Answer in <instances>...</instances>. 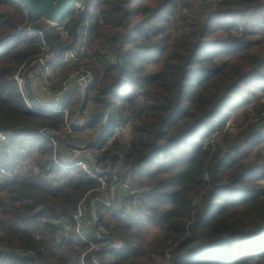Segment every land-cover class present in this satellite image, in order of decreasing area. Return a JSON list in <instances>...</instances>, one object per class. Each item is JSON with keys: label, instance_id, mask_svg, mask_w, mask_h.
I'll use <instances>...</instances> for the list:
<instances>
[{"label": "trees", "instance_id": "16d2710c", "mask_svg": "<svg viewBox=\"0 0 264 264\" xmlns=\"http://www.w3.org/2000/svg\"><path fill=\"white\" fill-rule=\"evenodd\" d=\"M78 1L87 10L98 8L89 23L85 52L92 51L100 65L93 69L79 115L93 105L84 117L98 115L86 127L98 129L104 115H109L100 132L101 143L115 129L142 116L133 126L129 147L118 148L121 169L112 170L119 178L137 183V210L119 219L117 212L95 206L100 222L107 214L115 220L112 234L125 243L121 250L97 252L98 263L106 264L104 258L112 257L114 262L107 264H128L145 255L138 264H161L168 254V264H264V187L255 182L264 166L250 163L246 154L251 150H244L248 144L257 147L264 141V108L258 111L257 121L240 127L243 131L235 141L225 133L214 139L211 128L218 116L225 121V109L246 101L248 96L243 94L250 93V87L264 92V41L253 45L230 34L237 24L245 31L249 27L264 30V0H227L229 5L214 9V0H186L188 9H193L191 18H186L191 20L188 32L153 75H144L143 64L163 51L156 38L161 33L156 22L163 13L173 14L177 0ZM2 6L8 14L0 12V132L6 136V141H0V189L6 191L10 206L0 208V264H73L80 254V240L61 238L56 223L62 218L72 223L73 209L95 183L75 171L59 172L57 181L67 185L64 189L44 179L52 150L36 131L61 129L65 117L32 112L18 93L12 75L24 61L38 55L42 41L15 35L26 18L20 4L0 0V10ZM87 15V11L68 12L69 36L63 42L53 29L50 34L43 32L50 49L56 45L60 51L52 76L59 72L65 80L72 73L67 68L75 65L63 62L64 53L77 47ZM216 32L220 40H206ZM240 50L242 69L235 70L217 57ZM26 91L36 108L47 109L34 102L27 83ZM79 95L75 88L65 97L63 107L68 113L78 106ZM32 151L38 152L34 162L38 173L14 172L21 158ZM109 153L104 152L102 162ZM115 158L119 159L109 158L113 169L119 163ZM150 224L161 226L163 237L149 243L146 253L139 233ZM4 248L36 255L20 258Z\"/></svg>", "mask_w": 264, "mask_h": 264}, {"label": "built area", "instance_id": "2783aa9c", "mask_svg": "<svg viewBox=\"0 0 264 264\" xmlns=\"http://www.w3.org/2000/svg\"><path fill=\"white\" fill-rule=\"evenodd\" d=\"M13 1L20 4L19 0ZM69 11H74L75 15L87 11L88 15L85 18V28L78 40L77 47L74 49H69L64 53L63 62L66 64L87 63L89 61V55L85 52L87 33L91 18L97 14L98 8L91 7L87 10L77 0V2ZM68 12L65 14L60 23L56 24L53 22H48L53 28L54 33L58 36V39L62 42L65 41L69 36L67 29V24L69 21V18L67 17ZM25 17L28 19L26 14ZM261 27H264V24H262ZM17 34H26V36L30 38H41L42 41L38 55L29 62L23 63L12 76V81L16 86L18 93L22 97L26 107L32 112L42 114L44 116L49 115V113H62L64 117L67 118V109H64L63 107L65 97L75 88L79 89L80 94L85 92L86 88L93 81V68L83 71L81 74L75 73L71 76L69 75L68 78L62 81L55 93L50 92L51 90H49L48 86L52 78V68L55 65V61L58 58L60 51L54 53L53 48L50 49L48 44H46L43 39V31L38 28H33L30 26L22 30L17 28L15 35ZM25 80L28 82L30 91H32L34 94V102L42 108H47L46 110H40L36 108L33 105V102L27 99ZM36 81L39 83L37 86H39L42 92L49 96L48 98H50V100L48 102H43L37 98L38 95L34 90V87H36ZM75 119V115H73V118L68 121L66 119L67 122H64L61 129H37V134L49 141L50 148L52 150V164L45 168V173L43 176L46 181L51 182L53 185L61 188L60 186H62L64 183L62 184V181H57L59 178V172L62 171L63 173H73V171L80 169L84 175H86L95 183L94 188L87 190L83 198L73 209L71 215L72 223L68 219L62 218L56 223V225L61 238H78L80 240V254L77 255V257L73 260V264H99L96 258L97 252L104 250H121L124 248L125 243L120 238L115 237L109 228L102 225L99 219L94 216L92 211L90 212V217L86 216L87 210L83 205L84 201L91 198V201L95 206L100 205L107 210L117 212V217L119 219H123L126 216L133 215L136 212L140 199V192L137 190V188L131 185L129 179L119 178L118 175L113 171L110 172L109 168L110 165H112L111 162H101L97 155L91 154V148L87 145L69 149L67 156L62 154V150H60V148H66V143H69L68 139H70L73 134L72 124L74 123V125H76ZM88 121L90 120L86 119V122ZM120 130H122L121 127L115 129L114 135L111 139H114ZM0 141H6L5 134L0 133ZM107 142L110 143V140H107ZM68 146L69 144L67 147ZM94 149L98 151L96 154L103 152V144L99 148ZM87 164L91 165L90 170L87 168ZM25 165L26 163L22 162L21 164L16 165L13 171L18 173L20 169H24ZM1 172L4 173L3 171ZM103 195H105V200L100 199V197ZM56 212L58 214L60 213L59 210ZM90 236H92L97 241H100L102 245L100 246L99 244L95 243L90 239ZM5 250L20 258H31L35 257L36 255L33 251H23L21 249L6 248ZM41 252H43V249ZM88 255L89 261L86 260ZM169 257L170 256L168 254H165V258Z\"/></svg>", "mask_w": 264, "mask_h": 264}, {"label": "rangeland", "instance_id": "374dc122", "mask_svg": "<svg viewBox=\"0 0 264 264\" xmlns=\"http://www.w3.org/2000/svg\"><path fill=\"white\" fill-rule=\"evenodd\" d=\"M80 3H82V1H80ZM220 4H222V6H226V5H229L230 3L227 0H214V2H212L211 8L214 9L215 7L221 6ZM187 5H188V2L186 0H177L176 1V7L174 8L175 10H174L173 14L171 13V11H168L166 13H163V18L157 20L156 27L161 28V33L158 36H156V38L158 41L162 42L163 51H162V53L155 54L151 58L144 61V64H143L144 75H153L154 73L159 71L160 68L163 66L164 61L167 59V56L171 54V52L175 49V47H177L176 46L177 44H181V42H182L181 38L187 34V32H188L187 26H190V24H191V20L190 21H188V20H189V18H191L190 12L193 9H191L190 7L188 9ZM195 10H196V6L194 7V11ZM7 11H8V8L6 6H2V8L0 10V12H2V15L8 14ZM24 16H25V14H24ZM28 26L33 27V28H38V29L42 30L45 34L52 33V29H53L51 27V25L43 19H39L38 21H30L29 18L28 19L25 18V20L18 26V29L22 30ZM244 31L245 30L243 29V27L241 25L237 24V26H234L232 29H230V34L232 36L240 35L243 38H245L246 40H248L250 43H252L253 45L258 43V42L264 41V30H262L260 28L249 27V28H247V30L245 32ZM218 35H219V32H216L213 35L209 36L206 40L209 42L218 41V40H220ZM22 36L27 37L26 34H24ZM241 52H242V50H240L239 52H237L235 54H231L228 56H226V55L220 56L219 55L217 57H220V58L224 59L226 62L231 63L233 65V68H236L235 70H237V68L242 69L241 66L243 65L244 61L243 60L241 61V59L239 58V54ZM25 62H27V60L24 61L23 63H25ZM71 64L75 65V67L73 66V67L67 68V69H73L74 70V71L71 70L72 73L70 74V76L72 74H75V73L81 74L83 71H87L91 68L95 69V68L100 66L99 63L94 58V53L92 51H91V54H89V61L87 63H81V64L70 63L68 65H71ZM53 77H55V78L54 79L52 78L53 80L51 79L52 81L50 82L49 86H51L52 88L55 87L54 88V90H55L60 86V84L62 83L61 81L64 79H63V75L62 74L60 75L59 72H57V74H55ZM61 77H62V80H61ZM25 82L28 85L27 80H25ZM38 84L39 83L36 82V86ZM57 84H58V86H57ZM56 86H57V88H56ZM35 88L36 87H34V90L37 93V90ZM250 88H251V91H250V93H248L249 95L243 94V96H248V97L246 98V101L242 102V104L239 105V107L231 108V109H225V111H226L225 121L222 122L221 121L222 117H219V116L216 119H214L213 123L211 124V128L213 129L212 137L214 139L217 136H221L223 133H225V134H227L228 138H231L235 141L237 133H239V132L241 133L243 131V129L240 127H244L246 124H248V122L258 120L257 113H258V111L260 112V110L264 108V92L260 88H256V87H250ZM37 95H38V93H37ZM81 95H79L78 106L73 109V112L70 109V112L68 113L67 118L64 119V122L66 121V119L68 121L71 118H73V115H75L76 116L75 122H76V125H78L79 127H77L78 128L77 130H74L72 128L73 134L70 137V139H68L69 143H66V148L63 146L65 149L60 148V150H64L63 152L67 153L68 150L73 149V147L77 148V147H81L83 145H87L91 148V151H90L91 154L97 155L96 153L98 151L95 150L94 147H98V146H101L103 144V150L104 151L99 152V155H97V156H99V158L101 159V158H103L104 152L109 151L110 153L108 155V158L105 160V162L106 161L110 162L109 158L118 157L119 159H116V158L115 159L119 163L116 162L117 164H115L116 166L114 165V169H113L112 165H110V168H109L110 172H112V170H113L114 172L118 173L119 169H121L120 168L121 162L123 161L121 158L122 154H121V152H118L119 151L118 148L123 147V149L126 150L129 147L130 142L134 137L133 126L134 125L136 126L139 124V121L142 118V116L138 119H135L134 122H131L130 125H125V126L121 127L122 130L119 131V133L114 137V139H111V138L113 137L115 131H113L111 134L107 135L104 142H102V144H101V141H99L96 137L97 133H98V128L97 127H92V128L86 127V124L88 123V122H86V119L89 116H87V117H84V116L89 112V110H91L90 108H93V105L88 104L85 111H84L85 115H83V116L79 115V108H80V106H82V103H83L82 99H84L85 92H84L83 98H81ZM37 98L43 102H48L47 100H43L42 97L39 95L37 96ZM141 100H142V97L140 98V101ZM259 116H260V114H259ZM42 128H45V127H42ZM1 134H3V133H1ZM107 140H110V143H108ZM219 143H220V145L223 146V139L221 137L219 138ZM68 144H69V146L67 147ZM246 149L251 150V151H249L248 154H246V157H247V159L250 160V163L255 164L257 167H261V166L263 167L264 166V141L262 143H260L257 147H253L251 144H248L244 148V150H246ZM36 155L38 156V152L32 151L28 155L24 156V158H21V161H19V163L20 162L26 163V165L24 166V169L22 168V170L21 169L20 170L22 172H24L25 175H27V176L28 175L30 176V174L34 175V174L38 173L37 167L33 163L36 161L35 160ZM30 160H33V161H30ZM113 161L115 162V160H113ZM87 168L90 170L91 165L87 164ZM20 170H19V172H20ZM78 172L84 174L80 169L76 170L74 173H78ZM256 175H257V180L255 182L260 187H264V170L262 169L260 171H257ZM131 185L138 189V185L134 180L131 181ZM86 191H87V189H86ZM85 192L82 194L80 200L83 198ZM100 199L105 200V195L101 196ZM91 200H92L91 198L86 199L83 203L85 209L87 210L86 216L90 217V212L92 211L94 213V216L97 219H100V217L96 213V207L92 203ZM2 204L9 205L10 203H9L7 195H6V191H2L0 189V208H1ZM9 206L6 209H9ZM88 208L90 211L88 210ZM1 216H3V215L1 214ZM0 218H2V217H0ZM101 222H102V225L109 228L111 230V232H113V230L115 229V220H113V218H110V216L108 214L103 216V219L101 220ZM139 237L141 238V241L144 244L143 248H144L145 252L147 253L148 249H149V247H148L149 243H152L157 239H162V237H163L162 228H161V226H158L156 224H154V225L150 224L148 226H145L144 228H141L140 233H139ZM168 245L170 246V243H168ZM5 249L6 248H4V250ZM71 253H70V255H71ZM67 257H68V255H67ZM143 257H145V255L142 256V258L138 257L137 258L138 260H134L132 263H128V264H138L141 260H143ZM262 259H263L262 261L264 262V258H262ZM104 261L109 263V262H114V259H112V257H105ZM169 262H170V257L165 258L164 262L161 264H168Z\"/></svg>", "mask_w": 264, "mask_h": 264}, {"label": "water", "instance_id": "95a60500", "mask_svg": "<svg viewBox=\"0 0 264 264\" xmlns=\"http://www.w3.org/2000/svg\"><path fill=\"white\" fill-rule=\"evenodd\" d=\"M20 4L28 18H39L47 22L60 23L65 14L73 7L77 0H19ZM53 52H59L58 47L53 46ZM81 95V94H80ZM82 93L81 98H83ZM84 101V99H82ZM98 113L89 115L87 120L97 116ZM109 115L105 114L100 124L98 134L108 122ZM75 127H79L75 125Z\"/></svg>", "mask_w": 264, "mask_h": 264}, {"label": "crops", "instance_id": "0c3cea01", "mask_svg": "<svg viewBox=\"0 0 264 264\" xmlns=\"http://www.w3.org/2000/svg\"><path fill=\"white\" fill-rule=\"evenodd\" d=\"M68 64H70V63H67L66 65H68ZM55 74H57V72H56ZM52 78L54 79L55 77L52 76ZM52 78H51V79H52ZM53 79H52V80H53ZM52 80H50V82H51ZM36 82H37V81H36ZM36 82H35V83H36ZM57 86H58V84H57ZM57 86H56V88H57ZM48 88H49V90H51L50 92L55 93V92L58 90L59 87H58L57 89H55V90H54L55 87H54V88H52V87L50 88V86H48ZM35 89L37 90L38 95L41 96L43 100H47V101L50 100V98H48L49 96L46 95V94H44V93L42 92V90L39 88V86H36ZM47 98H48V99H47ZM98 131H99V129H98ZM99 136H100V133H99V134L97 133V136H96V137H97V139L100 141V137H99ZM101 144H102V143H101ZM99 147H100V146H98V147H94V148H99ZM63 151H64V150H62V154L65 155V156H67V153H66V152H63ZM97 155H99V154H97ZM98 159L101 160V162H102V158L100 159L99 156H98ZM66 186H67V185L63 184V185L60 186V187H61L62 189H64V188H66Z\"/></svg>", "mask_w": 264, "mask_h": 264}]
</instances>
